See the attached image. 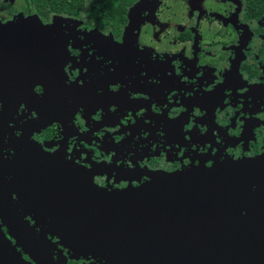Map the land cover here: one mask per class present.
<instances>
[{
	"label": "flooded vegetation",
	"instance_id": "flooded-vegetation-1",
	"mask_svg": "<svg viewBox=\"0 0 264 264\" xmlns=\"http://www.w3.org/2000/svg\"><path fill=\"white\" fill-rule=\"evenodd\" d=\"M23 2L0 0V95L15 100L4 153L27 234L59 263L113 264L73 256L40 225L38 201L22 203L18 184L41 185L40 165L51 163L53 195L80 196L91 182L138 187L157 172L264 155V0H107V22L82 11L54 27L58 13ZM21 13L49 28L12 23ZM205 221L190 210L154 264H248Z\"/></svg>",
	"mask_w": 264,
	"mask_h": 264
},
{
	"label": "water",
	"instance_id": "water-1",
	"mask_svg": "<svg viewBox=\"0 0 264 264\" xmlns=\"http://www.w3.org/2000/svg\"><path fill=\"white\" fill-rule=\"evenodd\" d=\"M66 21L74 18L55 15L50 26ZM24 22L32 24V32L49 28L42 27L36 14L24 17L21 13L12 23ZM67 53L64 51L65 58ZM0 97V264H61L27 234L28 227L16 209L4 153L15 100L8 94ZM20 156L26 160L20 167H32L28 156ZM50 164L39 166L45 172L39 180L41 185L28 181L18 184L19 194L24 205L33 206L31 199L38 201L40 225L57 236L63 247L75 253L73 256L91 253L113 264H124L126 255L135 259L139 256L147 264H154L158 248L165 249L179 241L165 232L178 231L182 218L191 210L204 214L206 230L219 235L218 246L236 250L244 263L264 264V155L213 167L157 172L138 187L101 188L91 182L86 186L87 194L80 196L66 190L64 195L52 194L55 187L47 179L52 172L48 171ZM30 172L28 168L21 173ZM254 183L256 190L252 189Z\"/></svg>",
	"mask_w": 264,
	"mask_h": 264
},
{
	"label": "trees",
	"instance_id": "trees-1",
	"mask_svg": "<svg viewBox=\"0 0 264 264\" xmlns=\"http://www.w3.org/2000/svg\"><path fill=\"white\" fill-rule=\"evenodd\" d=\"M32 10L39 13H58L78 16L82 11L86 14H97L107 22V0H24Z\"/></svg>",
	"mask_w": 264,
	"mask_h": 264
},
{
	"label": "rangeland",
	"instance_id": "rangeland-1",
	"mask_svg": "<svg viewBox=\"0 0 264 264\" xmlns=\"http://www.w3.org/2000/svg\"><path fill=\"white\" fill-rule=\"evenodd\" d=\"M21 3H24L23 0H19ZM59 260L61 261L62 259L60 258V255H59Z\"/></svg>",
	"mask_w": 264,
	"mask_h": 264
}]
</instances>
